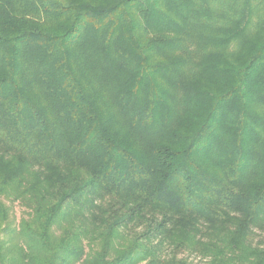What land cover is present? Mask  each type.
<instances>
[{
  "label": "trees",
  "instance_id": "obj_1",
  "mask_svg": "<svg viewBox=\"0 0 264 264\" xmlns=\"http://www.w3.org/2000/svg\"><path fill=\"white\" fill-rule=\"evenodd\" d=\"M202 263L264 264V0H0V264Z\"/></svg>",
  "mask_w": 264,
  "mask_h": 264
},
{
  "label": "rangeland",
  "instance_id": "obj_2",
  "mask_svg": "<svg viewBox=\"0 0 264 264\" xmlns=\"http://www.w3.org/2000/svg\"><path fill=\"white\" fill-rule=\"evenodd\" d=\"M6 203L11 207V219L13 220V223L15 225H18V223L21 222L23 218L27 217L26 209L23 206H21L18 203H10L8 201H6ZM184 255L187 254L180 253V256H184ZM191 258H193L195 262L200 261L199 258L195 256H191Z\"/></svg>",
  "mask_w": 264,
  "mask_h": 264
}]
</instances>
